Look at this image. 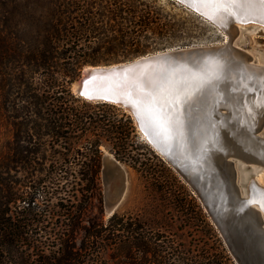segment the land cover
<instances>
[{"label": "trees", "instance_id": "trees-1", "mask_svg": "<svg viewBox=\"0 0 264 264\" xmlns=\"http://www.w3.org/2000/svg\"><path fill=\"white\" fill-rule=\"evenodd\" d=\"M168 29L158 0H0V117L10 129L0 151V264H101L103 251L127 264H235L182 185L164 187L170 200L156 206L174 212L167 234L91 211L101 198L99 145L122 159L135 129L129 114L81 100L69 84L82 66L144 53ZM45 182L54 188L35 191Z\"/></svg>", "mask_w": 264, "mask_h": 264}, {"label": "water", "instance_id": "water-1", "mask_svg": "<svg viewBox=\"0 0 264 264\" xmlns=\"http://www.w3.org/2000/svg\"><path fill=\"white\" fill-rule=\"evenodd\" d=\"M175 1L208 19L226 34V39L221 44L170 48L127 61L85 65L70 83V90L81 100L107 103L126 111L141 136L195 194L233 262L264 264V186L251 172L252 167L264 169V78L256 74L255 83L252 78L244 82L245 76L236 72L235 83L228 87L230 100L217 97L199 115L192 107L201 90L215 79L216 71L210 70L212 63L228 58L247 73L256 65L264 66L263 56L257 57L233 43L237 31L264 35V22L259 12L251 10L241 16L239 9L232 10L237 15L227 16L233 20L221 22L215 19L210 4ZM257 59L262 62L258 64ZM160 90L167 101L177 96L181 101L168 103L165 108L177 122L167 138L144 103L146 92ZM161 95L157 100L163 103ZM249 102H256L258 109L250 124L239 114L247 110ZM155 107L159 110V103ZM206 156H210L213 166L208 172L199 169L198 164L199 158L205 160ZM100 173L104 209L111 215L123 192L124 170L114 157L103 153ZM109 185L111 191L107 190Z\"/></svg>", "mask_w": 264, "mask_h": 264}, {"label": "rangeland", "instance_id": "rangeland-1", "mask_svg": "<svg viewBox=\"0 0 264 264\" xmlns=\"http://www.w3.org/2000/svg\"><path fill=\"white\" fill-rule=\"evenodd\" d=\"M166 1L168 3L165 2V0H158V2L163 6L165 12H167L168 14V34L161 37H156L151 40V45L144 53L125 59L112 61L108 64L127 61L143 54L153 53L164 49L221 44L226 39V34L223 31H221L216 25L211 23L208 19H206L199 13L193 11L183 4L176 2L175 0ZM212 7L215 8L213 5ZM216 11L217 9H215V12ZM233 43L243 49L249 50L257 57L261 56L262 58L263 56L264 58V35L246 33V31H237V35L234 38ZM93 109L97 110L96 108H89L87 110L91 112L93 111ZM119 109L124 111L121 108ZM124 112L127 113L126 111ZM134 129V137L132 139L133 144L127 145V147L125 148L127 150L122 159H117L116 157H114L112 150L109 149L107 144L101 143L99 145L101 157L103 153H109L121 164L124 170L123 192L120 201L114 209L113 213L124 216V219L126 217H137L139 221H145L146 224H149L150 228H154L155 223H157L156 225L159 226L162 225V227L159 228V231H163L165 232V234H167L166 231L173 232L175 230L174 224L176 223V221L168 220V217L172 216L171 214L174 212L169 211L167 213V210H164L163 207L162 209L160 208L158 211H156V206L163 203L167 204V201L170 200V196L166 194L164 187L172 188L173 186L176 187L177 185H182V187H184L198 203L199 201L196 198L195 194L191 191L190 187L182 179V177L162 158V156L149 143H147V141L135 128V126ZM9 135V127L7 123H5L3 118L0 117V151L4 148ZM146 167H149L151 174L143 169ZM254 174L256 175V173ZM263 175L264 173L258 176ZM39 176H42V174H40ZM98 181L101 192L100 203L94 198L92 200V204L94 206L91 211L94 215L98 217L101 216L102 220L105 221L106 218L110 215H107L104 209V189L100 171ZM51 185L52 184L47 182L41 183L39 185V188H37V190L35 191H51V189L54 188L51 187ZM160 187H163V189H160ZM35 195L39 201L43 199L42 194L38 195V193H35ZM168 208L169 207L167 206L166 209ZM175 215L176 214H174V216ZM160 222H162L163 224ZM166 223L169 226H167ZM180 239L185 240V237H180ZM107 253V251H103L100 254V257L102 259L101 264H127L123 262L121 258L115 261L111 260L110 257H108Z\"/></svg>", "mask_w": 264, "mask_h": 264}, {"label": "bare ground", "instance_id": "bare-ground-1", "mask_svg": "<svg viewBox=\"0 0 264 264\" xmlns=\"http://www.w3.org/2000/svg\"><path fill=\"white\" fill-rule=\"evenodd\" d=\"M211 8L212 5H210ZM214 11L216 8H213ZM256 14V11L259 12L258 9H252ZM251 12V10L249 11ZM215 19L220 20L221 22H224L225 19H230L233 20V18H227V14L222 12V11H216L215 13ZM253 14V13H252ZM226 15V16H225ZM226 22V21H225ZM238 28L241 29L242 27L238 25ZM259 59H257V63H261ZM264 65V62L261 63ZM210 70L216 71L215 79L212 83L208 84L204 89L201 90L200 96L197 97L194 101H192V107L196 109L197 114L199 115L201 112L203 113L205 111V108L209 106L212 102L213 99L219 98L223 101L230 100L231 94L228 91V87L232 85V83H235V76L236 72H238L239 76H245L243 78V81L247 80L248 78H252V83H255V76L259 78H264V66L261 67L260 65H256L252 70L248 69V73L245 71H242V69L238 65H234L230 63V60L228 58H224L221 61H217L211 64ZM250 83V84H252ZM147 85V83H146ZM264 91V90H263ZM256 102H249V105L247 107V110H241L239 113L244 120L250 124L252 122L253 116L256 114L257 105H254ZM193 118H195L193 116ZM197 119V118H195ZM192 126V123H191ZM141 135V134H140ZM109 154V153H108ZM212 159L210 156H206L205 160H201L199 158L198 164H199V169L204 170V172H208L209 170L211 171L213 169V166L211 165ZM264 168V167H263ZM256 170V171H255ZM256 173L254 174V179L255 181L259 184L264 186V175L263 176H258L262 173H264V169L258 170L255 167L251 168V172ZM246 173V172H244ZM213 184V183H212ZM214 187L215 184H213ZM110 188V189H109ZM107 190L111 191V186L109 185L107 187ZM109 195V194H108Z\"/></svg>", "mask_w": 264, "mask_h": 264}, {"label": "snow or ice", "instance_id": "snow-or-ice-1", "mask_svg": "<svg viewBox=\"0 0 264 264\" xmlns=\"http://www.w3.org/2000/svg\"><path fill=\"white\" fill-rule=\"evenodd\" d=\"M182 2H187L191 5L193 0H182ZM201 3L211 4L213 5L217 11H223L227 15L235 16L236 12L232 11V9H239V15L244 16L247 12L252 9H258L260 13V19L264 22V0H200ZM86 85L88 82H85ZM198 85L197 87H199ZM139 87V85H137ZM163 90L159 92H146L145 95V109L151 115L153 122L159 128L160 133L164 135L166 138L169 135L170 129L177 123L172 120L169 115L166 114L165 108L168 103H176L179 104L181 101L177 96L173 101H167L161 95ZM161 95V99L164 100L163 103H160L157 100V96ZM187 98H191L190 94H188ZM159 103V110L156 109V105Z\"/></svg>", "mask_w": 264, "mask_h": 264}]
</instances>
